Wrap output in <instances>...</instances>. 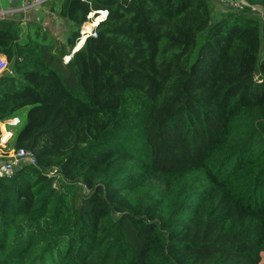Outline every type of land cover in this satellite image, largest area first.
I'll use <instances>...</instances> for the list:
<instances>
[{"label":"trees","instance_id":"1","mask_svg":"<svg viewBox=\"0 0 264 264\" xmlns=\"http://www.w3.org/2000/svg\"><path fill=\"white\" fill-rule=\"evenodd\" d=\"M50 2L62 41L0 19V122L35 158L0 176V264H259L264 0Z\"/></svg>","mask_w":264,"mask_h":264},{"label":"built area","instance_id":"2","mask_svg":"<svg viewBox=\"0 0 264 264\" xmlns=\"http://www.w3.org/2000/svg\"><path fill=\"white\" fill-rule=\"evenodd\" d=\"M53 0H22V4L17 10L13 12H21L26 14L36 8H39L46 3ZM5 12H0V17H4ZM107 12L99 11L97 17L91 16L87 20V23L91 24V30L89 32H83V25L79 29V40L78 43L84 42L88 37H95V27L97 24L102 21ZM86 23V22H85ZM64 63L69 60V56L63 58ZM7 72L8 75H11L12 72L9 70L7 61L4 56L0 55V74ZM20 119L17 116L12 117L6 121L0 122V176L9 177L12 173V170L15 166L22 163L34 164L35 158L34 155L23 149H13L10 146L11 140L14 134V128L19 124Z\"/></svg>","mask_w":264,"mask_h":264},{"label":"crops","instance_id":"3","mask_svg":"<svg viewBox=\"0 0 264 264\" xmlns=\"http://www.w3.org/2000/svg\"><path fill=\"white\" fill-rule=\"evenodd\" d=\"M21 4L22 0H0V12H5L3 18L19 20L21 22L20 25L24 28L30 25H40L42 29L48 31L51 35L57 34L61 29L65 31L66 21L57 16V2L47 3L26 14L13 12L17 10ZM90 16L91 14L88 15V19ZM1 18L2 17H0V19Z\"/></svg>","mask_w":264,"mask_h":264},{"label":"rangeland","instance_id":"4","mask_svg":"<svg viewBox=\"0 0 264 264\" xmlns=\"http://www.w3.org/2000/svg\"><path fill=\"white\" fill-rule=\"evenodd\" d=\"M226 7H231V8H236L239 10L240 9H243L244 6V3H241V0H214V3H213V18L215 17L216 14H219L221 12H225L227 11L226 10ZM252 12L253 14H257L262 21H264V11L260 8H252ZM67 35V31H64L63 29L59 30L57 34H53V41H62L64 40V38L66 37ZM80 36V34H79ZM64 62V60H63ZM22 115V113H21ZM21 118H23V116H21ZM20 119V118H19ZM259 264H264V254L262 255L261 257V261Z\"/></svg>","mask_w":264,"mask_h":264},{"label":"bare ground","instance_id":"5","mask_svg":"<svg viewBox=\"0 0 264 264\" xmlns=\"http://www.w3.org/2000/svg\"><path fill=\"white\" fill-rule=\"evenodd\" d=\"M91 24L85 23L83 24V32H89L91 30ZM78 45V44H77ZM76 46V45H75ZM79 46V45H78Z\"/></svg>","mask_w":264,"mask_h":264},{"label":"water","instance_id":"6","mask_svg":"<svg viewBox=\"0 0 264 264\" xmlns=\"http://www.w3.org/2000/svg\"><path fill=\"white\" fill-rule=\"evenodd\" d=\"M82 43H83V41L78 44L79 46L76 45L75 48L73 49L72 53H74L75 51H77L81 47Z\"/></svg>","mask_w":264,"mask_h":264}]
</instances>
